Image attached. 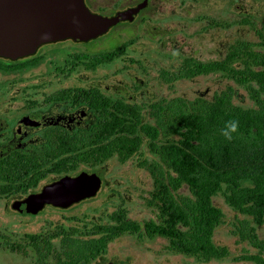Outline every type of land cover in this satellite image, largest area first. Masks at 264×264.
<instances>
[{
  "label": "trees",
  "instance_id": "obj_1",
  "mask_svg": "<svg viewBox=\"0 0 264 264\" xmlns=\"http://www.w3.org/2000/svg\"><path fill=\"white\" fill-rule=\"evenodd\" d=\"M259 37L258 43H236L221 61L205 63L189 57L174 72L160 74L168 84L221 74L247 90L253 108L236 105L231 86L212 100L174 98L154 103L150 106L154 124L142 122L137 106L117 102L115 133L99 139L90 159L98 157L103 165L116 158L124 164L147 143L152 158L140 165L153 179L147 206L156 211L157 219L141 225L124 208L99 223L86 214L71 216L70 225L51 224L47 240L43 233L37 234L38 260L47 258L41 244L48 241V263L43 264H92L127 234L166 239L170 251L201 261L227 260L228 248L214 242L225 219L214 199L222 196L234 212L247 218L239 222L235 234L259 252L232 260L264 264V241L257 235V227L264 226V33ZM129 45L113 53L84 55L83 60L90 67L107 65L120 59ZM230 120H238L239 129L228 141L221 133ZM69 210L48 207L53 212Z\"/></svg>",
  "mask_w": 264,
  "mask_h": 264
},
{
  "label": "rangeland",
  "instance_id": "obj_2",
  "mask_svg": "<svg viewBox=\"0 0 264 264\" xmlns=\"http://www.w3.org/2000/svg\"><path fill=\"white\" fill-rule=\"evenodd\" d=\"M145 1L87 0L92 11L107 16ZM260 33H264V0H147V8L136 21L115 28L94 45L90 44L87 50L92 53L110 52L132 42L125 57L94 74H80L79 81L102 83L118 89L126 87L128 94L143 105L174 98L194 100L204 97L212 100L231 86L236 91L234 103L243 108H253L255 104L247 90L221 74L170 84L165 83L160 74L162 70L174 72L189 57L202 62L221 61L238 42L258 43ZM70 44L67 41L53 53L66 55L85 50V45ZM76 81L75 77L73 82ZM148 121L154 124L153 120ZM151 158L145 143L141 151L124 164L116 158L110 160L98 171L103 179V188L98 196L64 213L48 211V228L75 215L82 217L86 214L96 223L105 222L108 215L119 208H124L128 217L141 225L156 220V211L147 206L153 179L140 165ZM214 204L225 215L224 223L215 232L214 242L228 248L229 259L205 262L170 251L166 239H139L127 234L109 245L104 260L120 264H256L232 260L259 253L235 234L236 226L247 218L234 212L222 196L216 197ZM3 221L2 226L9 231L15 228L12 218L5 217ZM44 225L46 227L45 220L41 219L31 229L39 233L45 231ZM257 235L264 241V226L257 227ZM0 259H3L0 264H36L31 255L9 251L0 255Z\"/></svg>",
  "mask_w": 264,
  "mask_h": 264
},
{
  "label": "flooded vegetation",
  "instance_id": "obj_3",
  "mask_svg": "<svg viewBox=\"0 0 264 264\" xmlns=\"http://www.w3.org/2000/svg\"><path fill=\"white\" fill-rule=\"evenodd\" d=\"M141 3L107 16L92 11L85 0L92 13L109 18L136 8ZM145 9L137 14L134 21ZM134 21H122L110 28L105 35L89 42L69 39L49 43L39 47L32 55L17 59L0 55L1 256L5 251H9L25 256L31 255L36 259L34 260L36 264H43L44 261L48 263V241L41 244L43 251L46 250L44 255L47 257L43 262L41 259L38 260L40 256L35 247L37 234L43 233L45 240L48 239L50 228H48V207L52 206L46 205L38 214H31L27 211L15 210L14 204L42 193L49 184L63 177H76L84 172L99 175L98 171L101 167L112 159L101 165L98 157L92 159L90 157L93 149L98 148L100 138H111L115 133L113 123L117 114V102L137 106L142 122L154 121L150 116V106L154 103L140 104L128 94L126 87L118 89L102 83L85 84L79 81L80 74H94L125 57L132 42L125 43L130 44L125 54L120 59H114L110 64L90 67L83 60L84 55L113 53L117 48L110 52L96 53L87 50L115 28ZM67 41L75 46L85 45V50L66 55L53 53ZM75 77L77 81L73 82ZM163 102L164 100H161L156 103ZM107 123L112 125L107 128ZM86 156H89L87 161ZM58 170L64 172L55 173ZM5 217L15 220L13 230L9 231L2 226ZM41 219L45 220V231L37 233V230L31 228H35L37 221ZM63 223L70 225L67 218ZM104 256L99 257L92 264H120L106 261ZM1 260L3 259H0V262Z\"/></svg>",
  "mask_w": 264,
  "mask_h": 264
},
{
  "label": "water",
  "instance_id": "obj_4",
  "mask_svg": "<svg viewBox=\"0 0 264 264\" xmlns=\"http://www.w3.org/2000/svg\"><path fill=\"white\" fill-rule=\"evenodd\" d=\"M146 7L147 1L109 18L92 13L85 0H0V55L17 59L49 43L89 42L122 21H134ZM101 188L102 179L96 173L66 176L42 193L15 203L14 209L31 214H38L46 205L67 210L94 199Z\"/></svg>",
  "mask_w": 264,
  "mask_h": 264
},
{
  "label": "clouds",
  "instance_id": "obj_5",
  "mask_svg": "<svg viewBox=\"0 0 264 264\" xmlns=\"http://www.w3.org/2000/svg\"><path fill=\"white\" fill-rule=\"evenodd\" d=\"M239 129V121L238 120H230L225 125V128L222 130V135L228 141L233 139V133H236Z\"/></svg>",
  "mask_w": 264,
  "mask_h": 264
}]
</instances>
